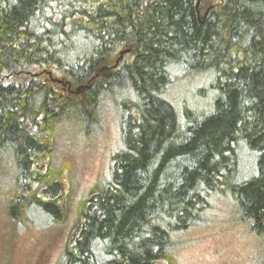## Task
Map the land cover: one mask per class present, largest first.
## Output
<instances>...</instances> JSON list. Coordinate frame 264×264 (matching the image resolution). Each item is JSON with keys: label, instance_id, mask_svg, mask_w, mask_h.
Here are the masks:
<instances>
[{"label": "trees", "instance_id": "obj_1", "mask_svg": "<svg viewBox=\"0 0 264 264\" xmlns=\"http://www.w3.org/2000/svg\"><path fill=\"white\" fill-rule=\"evenodd\" d=\"M183 77L207 79L203 109L167 96ZM104 97L116 99L121 146L75 207L56 264H174L175 235L218 196L264 264V0H0L9 219L67 218L57 128L92 133Z\"/></svg>", "mask_w": 264, "mask_h": 264}, {"label": "rangeland", "instance_id": "obj_2", "mask_svg": "<svg viewBox=\"0 0 264 264\" xmlns=\"http://www.w3.org/2000/svg\"><path fill=\"white\" fill-rule=\"evenodd\" d=\"M123 58L130 60L131 55ZM177 79L167 93L175 106L180 108L186 102L203 109L207 91L199 89L207 79ZM115 100L102 98L98 126L88 135H81L69 124L61 123L57 128L53 160L55 166L65 168L67 180L63 186L70 196L69 213L62 224H52L30 213L20 216V221L9 219L6 205L14 179L11 174H1L0 264H56L61 259L66 240L77 230L73 227L78 221L75 207L109 179L111 158L121 146ZM247 170L243 163L242 171ZM250 171L251 167L244 173ZM175 237L174 264H258L261 253V241L238 223L234 203L226 197H214L200 220Z\"/></svg>", "mask_w": 264, "mask_h": 264}]
</instances>
